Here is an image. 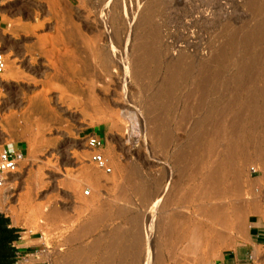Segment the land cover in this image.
I'll return each mask as SVG.
<instances>
[{"label": "rangeland", "instance_id": "374dc122", "mask_svg": "<svg viewBox=\"0 0 264 264\" xmlns=\"http://www.w3.org/2000/svg\"><path fill=\"white\" fill-rule=\"evenodd\" d=\"M260 1L0 0V48L7 57L0 76V148L5 142H17L26 150L16 178L10 176L0 189V211L34 238V248L26 249L32 252L28 255L32 264H56L69 249L70 235L86 223L89 213L81 197H90L88 204L116 199L112 189L122 176V164L137 166L152 179L165 173L171 177L166 183L171 187L178 171L173 151L195 138L197 122L207 133L213 130L203 115L228 90L240 101L225 106L229 110L225 128L200 155L214 149L220 161L226 160L230 145L264 153V30L262 41L251 43L246 51L240 43L264 21ZM137 43L154 51L162 65L177 61L181 68L192 65L193 71H200L177 78L173 93L160 102L158 112L171 134L164 149L151 140L153 113L147 112L146 104L158 86L131 74ZM163 72L159 78L168 77ZM251 87L258 91L251 94ZM93 130L103 137L109 173L90 160L85 136ZM254 162L256 170L251 172ZM241 163V157L231 158L235 191L225 196L231 200L228 212L232 218L245 199L252 207L243 216L244 226L232 223L202 264H214L223 250L245 241L252 220L264 221V158L251 159L244 169ZM90 173L98 176L100 185ZM52 208L65 214L50 218Z\"/></svg>", "mask_w": 264, "mask_h": 264}, {"label": "bare ground", "instance_id": "6f19581e", "mask_svg": "<svg viewBox=\"0 0 264 264\" xmlns=\"http://www.w3.org/2000/svg\"><path fill=\"white\" fill-rule=\"evenodd\" d=\"M257 6H259V9L262 8V6H264V0ZM263 22L261 23L262 26H264ZM261 24L254 25L255 27H253L248 34L245 32L247 35L244 34V38L242 37L243 40L240 41V43L245 51L247 50L246 47H249L251 43H258L261 40L262 31L264 30ZM231 41L234 44L233 37L230 42ZM145 45L146 44L141 45L140 43L135 45L134 57L136 56L135 59L137 63H131H134L131 67V74L135 79L139 80L141 78H146L151 82H156L155 84L158 86L156 88L157 91H154L152 95L149 94L153 103L147 101L146 104L148 109L147 112L153 113V115L151 114L149 133L152 137L151 140L164 149L163 147H166L170 142L171 134L165 127L166 125L163 124L160 117L161 114L158 112L160 102L163 101L162 98H169L170 93H173V91L170 90L178 84L176 82L177 78L179 79V77L182 76L181 78L186 79L191 76L193 66L190 65L189 68L188 64V66L184 64L185 67L183 66V68H181V65L176 64L177 61H174L176 63H172V60V62H170V60L165 61L162 65L156 53L146 49ZM143 53L146 57V61L141 60L142 58L140 59V55ZM252 60L253 59H251V61ZM204 69L203 72L206 71ZM161 70L165 71V73L163 72L164 77L166 74L168 75L167 78H159L158 75ZM200 70H202V68H200ZM243 70L240 72L244 74ZM245 70L247 73L246 68ZM262 70H264V68ZM198 72L200 71H196L195 73L198 74ZM199 75L201 74L199 73ZM195 77H197V75ZM210 78L211 77H209V79ZM150 81H148V83ZM241 86L243 87V85ZM256 91L258 90L253 87L251 94H255L254 92ZM228 93L230 94L229 90ZM228 93H224L225 95L220 98H215V101L213 100L214 103L212 101V107L205 110L206 112L205 115H203V119H208L213 123V130L207 133L202 129V122H197L198 124H195L197 128L193 131L194 133L192 136L195 138H191V141L187 144H178V146H176L177 150H174L175 153L173 151L172 162L177 166L178 171L176 174V181L171 187H167L166 184L168 181H171V177H164L165 173L152 179L148 174L145 175L146 173L144 174L137 166L130 168L122 164V176L113 184L114 188H111L112 191L114 189L117 191L116 194L114 193L115 191H113L116 195V199H114L112 203H107V200L106 202L98 200L95 203L88 204L87 202L90 200V197H81V200L85 201L83 205L89 210L88 215L84 218L85 221L83 220L84 223H86L70 235V240H72L73 243H71V245L69 244V249H67L65 253L57 257L55 263L165 264V259L168 258L173 261V264H202L208 250L232 223L242 228L244 226L243 216L247 214V211L250 210L248 207H252V205H249L245 199L243 203H239V206L237 205L238 207L235 206V209L236 207L238 209H236L237 211L233 214L232 218L228 212L231 207V200H226L227 197L225 196L231 194L233 192L232 190L235 191L232 187L235 181L233 180L234 175L231 158L241 157V167H243L247 165L251 159L264 158V153H261L260 150H247L242 146L230 145V147H228V158L220 161V159H218V153L214 149L209 150L205 156H202L203 154L201 152L203 148L213 146L217 141L219 133H221L220 130L225 128L224 116L225 113H229V110L226 111L225 108H229L228 106L232 105L235 99L236 102L240 101L238 96L234 98V94L231 95V93L227 95ZM253 117L256 116H252V118ZM208 120L205 122L208 123ZM211 122H209V124ZM200 152L202 155H200ZM254 165L255 162L253 167H255ZM261 167H264V164L263 166L261 165ZM96 171L98 172V170ZM91 177L95 182L98 184L100 183V181L97 180L98 178L96 179L98 176L92 174ZM12 178L15 179V175ZM150 183H152V185ZM164 184L167 187L166 190L164 189L165 187L163 188V186H165ZM1 189H3V187ZM89 191L86 192V194H89ZM238 194L240 193L238 192ZM245 195H247L246 192ZM116 201L118 203H116ZM250 201L251 200H249V202ZM251 202L256 201L253 200ZM134 211H136V213ZM61 213L65 214V212H62L59 208H52L49 210L48 216L51 215L52 218L56 216L54 217L56 219L57 216L59 218ZM91 231L95 232L92 233Z\"/></svg>", "mask_w": 264, "mask_h": 264}, {"label": "built area", "instance_id": "2783aa9c", "mask_svg": "<svg viewBox=\"0 0 264 264\" xmlns=\"http://www.w3.org/2000/svg\"><path fill=\"white\" fill-rule=\"evenodd\" d=\"M7 67L6 52L0 48V76ZM85 143L90 149V160L103 172H111V165L104 155L103 146L104 141L96 132L90 131L85 136ZM26 157V150L22 144L17 142H5L0 148V189L4 186L5 182L9 180L10 176L17 172L20 162ZM251 172L256 168L251 166ZM17 254V258H18ZM17 258L15 264H17ZM252 259V255H248ZM262 264H264V252L261 256ZM24 264H32V261H27Z\"/></svg>", "mask_w": 264, "mask_h": 264}, {"label": "crops", "instance_id": "0c3cea01", "mask_svg": "<svg viewBox=\"0 0 264 264\" xmlns=\"http://www.w3.org/2000/svg\"><path fill=\"white\" fill-rule=\"evenodd\" d=\"M95 132V130H93ZM103 139V137L101 136ZM11 225L15 226L14 223ZM26 231L19 232V237L13 241V245L17 248V264H24L29 261V252L26 249L34 248L35 244L31 235H26ZM24 233V234H23ZM249 237L240 242L234 248L223 250L216 258L214 264H262L261 256L264 252V221L261 219L252 220V224L248 233ZM38 238V237H37ZM26 250V251H25ZM252 255V259L248 255Z\"/></svg>", "mask_w": 264, "mask_h": 264}, {"label": "trees", "instance_id": "16d2710c", "mask_svg": "<svg viewBox=\"0 0 264 264\" xmlns=\"http://www.w3.org/2000/svg\"><path fill=\"white\" fill-rule=\"evenodd\" d=\"M20 228L11 225L10 218L0 211V264H15L17 248L13 241L19 237Z\"/></svg>", "mask_w": 264, "mask_h": 264}]
</instances>
